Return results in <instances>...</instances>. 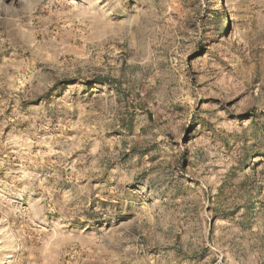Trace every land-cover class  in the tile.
<instances>
[{
	"label": "rangeland",
	"instance_id": "obj_1",
	"mask_svg": "<svg viewBox=\"0 0 264 264\" xmlns=\"http://www.w3.org/2000/svg\"><path fill=\"white\" fill-rule=\"evenodd\" d=\"M0 264H264V0H0Z\"/></svg>",
	"mask_w": 264,
	"mask_h": 264
}]
</instances>
